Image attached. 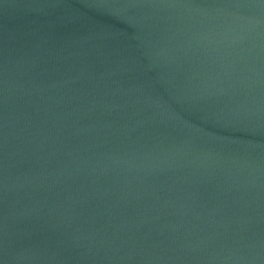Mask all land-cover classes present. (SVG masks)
I'll return each instance as SVG.
<instances>
[{
    "label": "water",
    "instance_id": "obj_1",
    "mask_svg": "<svg viewBox=\"0 0 264 264\" xmlns=\"http://www.w3.org/2000/svg\"><path fill=\"white\" fill-rule=\"evenodd\" d=\"M0 264H264V0H0Z\"/></svg>",
    "mask_w": 264,
    "mask_h": 264
}]
</instances>
